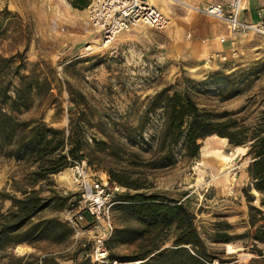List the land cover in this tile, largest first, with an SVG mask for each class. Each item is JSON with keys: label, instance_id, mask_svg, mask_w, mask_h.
Listing matches in <instances>:
<instances>
[{"label": "rangeland", "instance_id": "1", "mask_svg": "<svg viewBox=\"0 0 264 264\" xmlns=\"http://www.w3.org/2000/svg\"><path fill=\"white\" fill-rule=\"evenodd\" d=\"M70 1L0 0L5 28L0 56L19 55L15 65L24 66L21 74H35L52 82L50 95L42 90L18 118L42 120L65 135L72 125L80 127L86 141L83 161L87 165L89 161L91 170L108 178V172H113L142 187L134 191L118 186L119 194L155 193L183 203L195 217L205 251L214 259L212 264H264V244L239 237L249 228L248 204L242 193L249 183L247 146L234 147L226 139L221 142L210 136L198 142L195 159L182 158L175 150L172 166L146 167L154 159L158 131L164 123L161 109L148 114L146 109L162 89L189 96L220 122L230 119L252 127L260 121L264 114V36L237 35L225 60L206 64L208 57L193 63L165 46V29L139 25L103 46L88 22L86 8L75 9ZM172 8L192 12L181 4ZM33 169L0 153V214L11 208L7 197L20 196L16 189L25 188ZM69 169L50 176L51 189L66 202L54 201L34 222L55 219L64 223L63 212L73 191ZM34 189L42 197L52 195L45 182ZM250 194L255 197L253 205L258 206L259 194ZM112 223L114 231L140 229L117 208ZM216 233L232 240L216 243ZM164 234L171 240L160 250L172 245L174 233ZM140 243L112 242L108 251L114 257L133 256L140 252ZM91 245V234L76 239L71 232L67 240L44 239L0 252V264H92L86 258Z\"/></svg>", "mask_w": 264, "mask_h": 264}, {"label": "trees", "instance_id": "2", "mask_svg": "<svg viewBox=\"0 0 264 264\" xmlns=\"http://www.w3.org/2000/svg\"><path fill=\"white\" fill-rule=\"evenodd\" d=\"M73 8L84 10L88 0H72ZM8 14V13H7ZM0 14V39L5 28ZM0 56V153L33 167L25 183V188L16 191L19 197H7L11 208L0 214V252L20 244L57 238L67 240L71 230L65 223L55 219L33 221L51 203L66 202L51 189L50 176L56 175L71 166L73 161H83L86 141L80 127L72 125L67 135L64 131L50 127L42 120H20L22 111L29 110L41 91L49 96L52 82L40 79L35 74L23 75V65H15V59ZM19 62H23L20 58ZM15 80V82H14ZM161 109L164 115L163 126L158 131L155 156L146 167L164 169L173 165L175 150L180 157L197 158L199 141L210 136L226 139L234 147L247 146L246 156L250 158L246 173L248 185L242 193L248 204V230L239 237L252 243L264 244V114L252 127L237 125L233 120L220 122L210 112L201 110L187 95L162 89L149 101L146 114ZM88 166L90 163L88 161ZM111 183L139 191L142 187L128 183L113 172H108ZM45 182L51 197H42L35 186ZM259 194V205L254 206ZM115 206L124 217H131L140 227L137 230L126 228L113 231L106 247L112 242L126 244L139 241L140 252L133 256L109 258L123 263L141 261L139 264H212L195 227L194 215L183 203L168 199L160 194L120 193L116 195ZM172 231V245L160 250L171 239L164 233ZM134 233L130 238L129 233ZM59 236V237H58ZM232 238L216 233V243H226ZM109 252V251H108ZM220 264H225L220 261Z\"/></svg>", "mask_w": 264, "mask_h": 264}, {"label": "built area", "instance_id": "3", "mask_svg": "<svg viewBox=\"0 0 264 264\" xmlns=\"http://www.w3.org/2000/svg\"><path fill=\"white\" fill-rule=\"evenodd\" d=\"M243 4L244 0H211L203 6H194V13L223 22L235 36L246 33L264 36V11L258 13L256 23H250L241 19ZM85 12L103 46L136 26L162 31L170 23L148 0H88ZM216 58L209 57L205 62L211 63ZM69 170L73 191L63 212L64 223L76 239L84 233L91 234L92 245L86 258L92 264H129L110 259L106 247L114 231L112 213L120 203L116 201L119 187L105 174L91 170L85 161H73Z\"/></svg>", "mask_w": 264, "mask_h": 264}, {"label": "crops", "instance_id": "4", "mask_svg": "<svg viewBox=\"0 0 264 264\" xmlns=\"http://www.w3.org/2000/svg\"><path fill=\"white\" fill-rule=\"evenodd\" d=\"M148 1L165 15H171L167 16L170 23L163 34L165 46L169 47L174 54L193 63H199L208 57H217L214 61L216 62L220 57H226L231 53L236 36L227 30L223 22L194 12L173 9L172 6L179 3L194 6L181 0ZM191 1L197 5L208 3L207 0ZM260 11H264V0H244L241 19L256 23Z\"/></svg>", "mask_w": 264, "mask_h": 264}, {"label": "bare ground", "instance_id": "5", "mask_svg": "<svg viewBox=\"0 0 264 264\" xmlns=\"http://www.w3.org/2000/svg\"><path fill=\"white\" fill-rule=\"evenodd\" d=\"M149 2V1H148ZM150 3V2H149ZM181 4L183 7L187 8L188 10L192 11V12H195V7L194 6H190V5H185L183 3H179ZM168 16V15H167ZM222 139V138H220ZM19 248V247H18Z\"/></svg>", "mask_w": 264, "mask_h": 264}]
</instances>
